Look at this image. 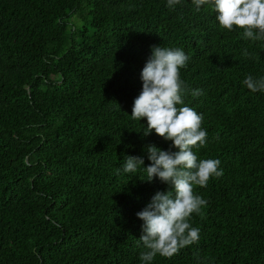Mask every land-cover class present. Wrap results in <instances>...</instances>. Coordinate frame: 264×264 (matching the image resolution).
Segmentation results:
<instances>
[{"label": "trees", "instance_id": "1", "mask_svg": "<svg viewBox=\"0 0 264 264\" xmlns=\"http://www.w3.org/2000/svg\"><path fill=\"white\" fill-rule=\"evenodd\" d=\"M216 17L193 0H0V264H142L136 213L170 186L125 173L126 156L178 150L131 116L154 45L190 57L183 100L207 132L193 152L223 175L194 186L199 241L152 264H264V92L243 84L264 77V41Z\"/></svg>", "mask_w": 264, "mask_h": 264}, {"label": "clouds", "instance_id": "2", "mask_svg": "<svg viewBox=\"0 0 264 264\" xmlns=\"http://www.w3.org/2000/svg\"><path fill=\"white\" fill-rule=\"evenodd\" d=\"M181 0H167L174 9ZM197 9L214 6L216 19L223 29L234 31V25L243 29V37L264 41V0H193ZM243 55L251 58L244 50ZM190 57L180 48L151 46V55L141 71L142 91L134 99L131 116L134 120H147L142 130L149 135L154 130L165 140H171L177 151L162 150L155 144L147 146L150 164L145 166L141 156L128 155L123 166L125 173H136L143 168L152 182L159 178L170 186L158 191L136 216L143 221L140 241L142 264H152L159 254L171 258L200 239V229L193 227L190 217L200 214L208 201L194 194V186L206 187L210 178L221 177L223 169L218 159L201 160L193 147L206 145L207 132L202 129V114L185 105L183 94L187 85L180 77V69L187 66ZM243 84L252 92H264V77L247 75ZM202 92L193 90L192 95ZM120 171L119 169L117 170Z\"/></svg>", "mask_w": 264, "mask_h": 264}]
</instances>
